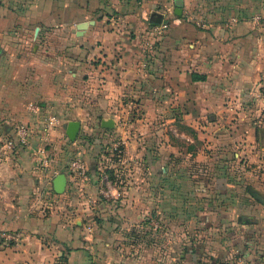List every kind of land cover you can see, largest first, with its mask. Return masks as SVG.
Listing matches in <instances>:
<instances>
[{
    "label": "crops",
    "instance_id": "1",
    "mask_svg": "<svg viewBox=\"0 0 264 264\" xmlns=\"http://www.w3.org/2000/svg\"><path fill=\"white\" fill-rule=\"evenodd\" d=\"M159 1L149 0L151 5L171 1L175 11V0ZM128 2H48L58 8L51 20L80 42L71 50H37L32 82L22 86L25 100L40 98L45 114L59 123L46 130L24 109L19 117L39 123L30 144L9 152L6 136L0 137V231L17 236L8 246L0 240V264H131L116 233L124 226L143 227L141 219L156 213L162 222L155 227L166 228L169 211L175 228L182 226L176 221L182 216L184 181L165 171L183 150L189 155L194 150L195 161L206 160L204 149L220 152L224 158L214 160L217 167L225 168L230 151L256 161L251 165L262 169L261 176L255 193L247 195L264 242V0H209L208 13L193 19L185 7L180 15L170 9L146 13ZM152 14L159 22L150 20ZM82 22L86 27L79 30ZM163 22L168 28L157 31ZM83 118L98 119V128L88 130ZM72 120L79 122L74 141L65 133ZM102 120H112L113 127H102ZM62 133L75 146L73 159L87 164L86 179L70 170V159L52 157L68 152ZM115 137L126 140L131 161L124 165L102 154ZM178 137L189 144L179 145ZM201 137L205 145L194 143ZM42 147L45 154L38 152ZM106 167L115 168L114 177ZM58 174L65 175L61 193L53 185ZM104 177L115 188L111 205L98 194ZM211 183L218 190L214 199L223 201L211 205L213 216L235 213L229 202L239 195L227 177L215 176ZM181 240L176 236L172 242L177 247ZM243 251L246 264H264V257L249 259Z\"/></svg>",
    "mask_w": 264,
    "mask_h": 264
},
{
    "label": "rangeland",
    "instance_id": "2",
    "mask_svg": "<svg viewBox=\"0 0 264 264\" xmlns=\"http://www.w3.org/2000/svg\"><path fill=\"white\" fill-rule=\"evenodd\" d=\"M123 1L126 3L127 0ZM132 1L129 0L130 3ZM208 1L186 0L182 8L189 10L190 13L186 16L193 19L196 14L208 13ZM48 2L49 0H0V137L9 136L19 124L28 123L35 126L38 123L37 121L32 123L19 117L26 109L28 102L42 104L40 98L27 101L21 94L22 86L32 82L33 54L37 50H71V45L75 46L80 42L79 38L71 36V30L51 20L50 15L55 14L58 8L48 7ZM134 2L146 13L151 10L161 12L163 9H170L174 13V5L171 1L168 5L164 1L159 3L160 5H151L149 0H134ZM188 17H185V20L192 22L187 19ZM42 106L44 112L45 107L43 104ZM45 113L46 111L43 114L47 116ZM136 113L135 110V115ZM81 121L88 130H95L99 126V120L95 118H83ZM121 121V119L118 120L119 128L124 127L120 125ZM128 125L126 124L125 127ZM62 129H64L63 126ZM61 138L68 152L52 157L67 162L73 159L71 154L75 146L70 143L64 133ZM87 138L89 143H95V137L88 136ZM206 140L201 137L194 143L205 145ZM177 141L183 147L189 144L185 137H178ZM235 152L230 151L225 155L228 162L225 168L214 166V160H222L221 158L224 157L220 152H214L212 149H204L202 154L206 156V160L212 159L208 162L206 160L195 161L194 150L191 155L183 150L181 154L170 158L171 166L167 167L165 174L184 181L182 216L176 221L177 223L182 221V226L179 229L175 228V220H171L172 215H169L173 214V211L168 213L166 228L162 225L155 227L158 222H162L156 213L141 219V222H144L143 227L124 226L116 233L119 234L121 243L127 246L123 247L122 254L126 259H131V264H238L243 261L244 251L235 253L233 245L236 238L250 239V246L245 247L250 256L249 259L264 257V248H262L264 242L256 232L258 220L251 204L254 200L248 196L255 193L253 190H256L258 186L262 169L257 165H251L256 161H250L246 154L235 156ZM102 154L109 153L104 150ZM245 159L247 162L249 160L247 165L244 162ZM114 169L106 167L104 171H109L111 177ZM158 170L156 173H159ZM215 176L217 178L218 176L227 177L231 189L239 195L229 202L233 205L235 213L231 211L230 214H223L225 216H213L211 213L214 210L210 208L212 204H217L218 201L223 203L221 198L214 199L218 190H213L211 178ZM199 181L203 182L201 186H199ZM108 200V204L111 205V198ZM171 201L169 200L168 203ZM239 216L241 218L237 220ZM246 220L248 223H244ZM147 221L150 222L149 225ZM176 236L182 239L181 245L178 243L177 247L172 242ZM212 242H217L216 246L223 247L227 253L223 251L222 255V251H218ZM180 254L183 255L182 258ZM149 255L152 257L151 261H149ZM246 262L252 264L250 260Z\"/></svg>",
    "mask_w": 264,
    "mask_h": 264
},
{
    "label": "built area",
    "instance_id": "3",
    "mask_svg": "<svg viewBox=\"0 0 264 264\" xmlns=\"http://www.w3.org/2000/svg\"><path fill=\"white\" fill-rule=\"evenodd\" d=\"M178 19L175 18L174 22ZM169 26L168 22H163L159 26H157V31H162L167 29ZM263 94H264V85L262 86ZM42 105L36 103V102H28L26 104V111L30 116L38 118V122L41 124L42 128L48 130L52 129V127L56 126L59 123V120H57L55 117L52 116H45L43 114ZM33 135V126H31L28 123L19 124L17 125L9 136H6L4 141V147L9 152H14L18 148L21 147H27L30 144V139ZM126 140L125 138H118L116 141L112 142L107 149V152L109 153L110 159H112L113 163H116L118 165H124L131 160L127 159L126 156ZM39 153L45 154V148L42 147L38 150ZM70 170L77 175L78 177H81L83 179H86L88 177V167L85 161L80 157H75L73 160L69 163ZM98 194L106 199L114 197V191L115 188H113V185L109 180L104 177L102 178L101 184L98 187ZM17 239V236L13 234L12 232L8 231H0V240L3 243L4 246H8L11 242H14ZM238 264H246L243 261L238 262Z\"/></svg>",
    "mask_w": 264,
    "mask_h": 264
},
{
    "label": "water",
    "instance_id": "4",
    "mask_svg": "<svg viewBox=\"0 0 264 264\" xmlns=\"http://www.w3.org/2000/svg\"><path fill=\"white\" fill-rule=\"evenodd\" d=\"M182 0H175V14L176 15H180L181 14V7H182ZM150 20L155 21V22H159V16L158 15H154L152 14ZM86 27V23L82 22L80 24H78V29L82 30L83 28ZM101 126L104 128H112L113 127V122L112 120H102L101 121ZM79 130V122L72 120L69 121L67 126H66V130L65 133L68 137L69 140L74 141L76 138V135L78 133ZM53 185L55 188V191L57 193H61L64 190V186H65V175L64 174H58L54 181H53Z\"/></svg>",
    "mask_w": 264,
    "mask_h": 264
},
{
    "label": "trees",
    "instance_id": "5",
    "mask_svg": "<svg viewBox=\"0 0 264 264\" xmlns=\"http://www.w3.org/2000/svg\"><path fill=\"white\" fill-rule=\"evenodd\" d=\"M252 196L256 198V195L253 194ZM212 243H213L214 246L217 245V242H212ZM246 246L249 247L250 246V242L249 243L248 242L245 243L244 240H242V239H237L235 241V244H234V248H235L237 253L238 252H243V250L245 249ZM216 247L218 248V251H222V255H223V251H225V249L223 247H220L219 245L216 246ZM225 253H226V251H225ZM239 254H241V253H239Z\"/></svg>",
    "mask_w": 264,
    "mask_h": 264
}]
</instances>
